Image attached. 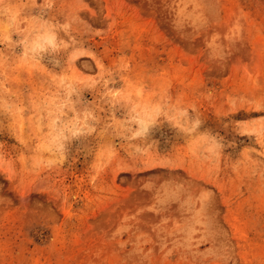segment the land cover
I'll return each mask as SVG.
<instances>
[{
    "label": "rangeland",
    "instance_id": "rangeland-1",
    "mask_svg": "<svg viewBox=\"0 0 264 264\" xmlns=\"http://www.w3.org/2000/svg\"><path fill=\"white\" fill-rule=\"evenodd\" d=\"M0 264H264V0H0Z\"/></svg>",
    "mask_w": 264,
    "mask_h": 264
}]
</instances>
